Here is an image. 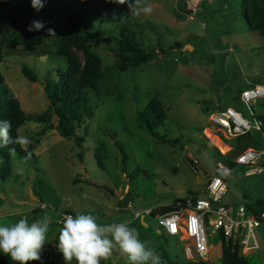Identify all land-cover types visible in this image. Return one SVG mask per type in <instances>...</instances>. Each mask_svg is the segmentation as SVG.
<instances>
[{
	"label": "rangeland",
	"instance_id": "374dc122",
	"mask_svg": "<svg viewBox=\"0 0 264 264\" xmlns=\"http://www.w3.org/2000/svg\"><path fill=\"white\" fill-rule=\"evenodd\" d=\"M0 2V17L15 18L11 7L15 12L19 8L12 0L8 6V0ZM243 2L145 0L153 12L135 16L129 10L124 22L155 58L127 71L116 68L114 50L120 29L112 23H92L90 30L102 36L91 44V49L102 59L103 76L96 90L87 91L92 115L78 130L84 143L80 147L74 137L64 138L44 123L27 121L20 135L31 140L27 147L31 156L12 155L11 175H0V221L11 223L27 217L33 222L45 213L52 218L41 260L29 264L52 263L55 257L44 251L58 252V221L67 211L73 216L92 214L100 224L130 222L139 238L161 258L166 252L174 262L183 263L189 260L183 244L177 237L168 236L156 217L146 211L174 207L191 193L204 197L209 178L217 174L223 176L230 190L224 203L229 195L238 197L241 186L246 188L263 179L264 175L245 176L255 166L229 168V159L219 155L214 147L223 153L229 150L220 140L237 147L228 156L231 158L247 148L264 152L260 132L252 130L244 138L219 140L212 134L216 126L210 120L212 112L231 107L252 124L258 118L264 122V98L249 106L240 101L243 91L264 85V38L249 28ZM45 4L41 21L49 26L47 32L53 29L54 34L48 32L46 44L34 51L18 43L6 44L5 59L0 65L5 85L33 117L49 109L43 84L55 83L58 71L68 66L67 59L54 52L53 45L62 30V20L53 19L52 4ZM18 31L13 23L1 24L0 42L4 36L15 38ZM23 66L34 71L40 80L29 81L22 73ZM152 99L159 100L167 113L165 123L156 129L167 144L154 138L141 124L140 114ZM53 120L55 123L56 117ZM120 146L127 155L126 163L122 161ZM260 162L264 163V157ZM18 169H23V174H18ZM77 176L84 182L73 184ZM122 199L126 200L121 206ZM129 201L132 209L127 206ZM136 214L140 217L136 218ZM212 230L208 228L207 232L209 260L211 264H222L223 241L220 233L213 234ZM2 258L10 257L0 253ZM101 264L128 262L114 251ZM250 264H264V257L253 258Z\"/></svg>",
	"mask_w": 264,
	"mask_h": 264
},
{
	"label": "trees",
	"instance_id": "16d2710c",
	"mask_svg": "<svg viewBox=\"0 0 264 264\" xmlns=\"http://www.w3.org/2000/svg\"><path fill=\"white\" fill-rule=\"evenodd\" d=\"M11 0L5 2L8 6ZM13 5L19 8L13 15L0 17L1 24L10 22L18 27V33L15 38L4 36L0 42V65L5 57L3 48L6 44H21L27 50H37L47 42V28L41 21L42 8L37 10L32 7V0H12ZM48 2L52 4L50 16L58 17L62 20L59 37L55 40L54 52L67 59L68 66L64 70H59L55 83L46 82L43 84L45 94L50 102L47 113L33 117L28 115L22 108L19 99L15 98L8 87L5 85V79L0 71V120L11 121V136L15 138L20 134V129L27 121L35 120L46 124L50 129H55L60 136L64 138H75V143L82 146L85 141L83 135L78 133L85 121L91 118L92 106L91 98L88 95L89 90H96L103 76L102 59L91 49V44L96 39H101V35L90 30L93 22L112 23L120 29V37L116 39L117 48L114 50L117 60L116 68L120 71L136 69L143 64L151 62L155 58L153 52L144 49L137 41V33L124 22L127 19L126 12L129 11L127 5H119L108 2V0H69L65 3L63 0H42L43 5ZM2 3L0 2V6ZM46 5V4H45ZM243 6L249 28L258 32L264 38V0H244ZM33 21H40L44 28L40 30L28 31ZM57 24V20L54 21ZM82 53V57L79 53ZM51 54V53H47ZM23 75L31 82H38V75L27 66L22 67ZM54 117L56 122L54 123ZM167 120V113L161 102L152 99L140 114V121L144 128L160 142L167 144L168 141L156 130ZM249 134L238 138H244ZM14 148L15 152L21 157L28 158L27 152L21 149L18 144H10L6 147H0V175L8 178L11 175V160L9 149ZM122 161L127 162V155L120 146ZM238 148H234V153ZM231 154V153H230ZM238 155V154H237ZM236 155V156H237ZM229 156V155H228ZM227 166L233 168L236 163L234 158L228 157ZM226 157V156H223ZM230 173V171H229ZM77 176L73 184L84 182ZM86 181V180H85ZM190 195H197L191 193ZM126 199H122V206ZM174 207H160L151 210L154 217L158 214H165L172 211ZM264 210V204L258 201L256 205L249 206L248 211L260 213ZM67 213H70L67 211ZM72 214V213H71ZM222 264H250L248 258L240 252V248L227 242L223 236ZM44 253L49 257H55L51 264H65L62 254L58 251L52 253L45 249ZM163 264H211L207 262H195L186 260L183 263H177L172 260L166 252L162 255ZM0 264H16L10 258L0 259Z\"/></svg>",
	"mask_w": 264,
	"mask_h": 264
},
{
	"label": "built area",
	"instance_id": "2783aa9c",
	"mask_svg": "<svg viewBox=\"0 0 264 264\" xmlns=\"http://www.w3.org/2000/svg\"><path fill=\"white\" fill-rule=\"evenodd\" d=\"M261 98H264V85H256L240 95V101L248 106L251 102ZM210 120L216 129H213L212 133L210 128H207L219 140L222 138L225 141H231L251 133L252 130L260 133L264 131V122L261 119L258 118V121L252 124L242 113L231 107L212 112ZM220 142L229 150L223 153L219 147L214 145L219 155L227 157L234 151V146L224 144L221 140ZM263 157L264 152L247 148L240 151L233 161L239 166H255L253 173L260 174L264 172V163L260 162ZM227 192L223 176L217 174L209 178L204 197L192 195L184 201H177L172 211L155 216L163 231L168 236L177 237L183 244L187 259L195 262L209 261L211 250L208 244V228L213 229V234L220 233L227 242L239 247L243 255L260 248L257 230L264 223V210L256 214L248 211L243 205L238 206L237 209L229 207L223 202ZM127 206L132 209V202L129 201ZM42 208L45 209V206L43 205ZM146 214L151 215V210L146 211ZM67 215L73 214L62 213L58 221L59 225ZM139 217L136 214V218Z\"/></svg>",
	"mask_w": 264,
	"mask_h": 264
},
{
	"label": "clouds",
	"instance_id": "9594fccd",
	"mask_svg": "<svg viewBox=\"0 0 264 264\" xmlns=\"http://www.w3.org/2000/svg\"><path fill=\"white\" fill-rule=\"evenodd\" d=\"M119 5H127L130 13L135 16L150 15L151 5L145 0H108ZM32 7L39 10L43 7L42 0H32ZM44 24L33 21L28 31L40 30ZM54 34L53 29H48ZM11 121L0 120V147L18 144L27 152L31 140L17 134L13 138ZM10 155H15V149H9ZM30 158L31 153H27ZM23 174V169H18ZM57 250L62 254L65 264H101L108 260L114 251L127 258L128 264H163L159 253L148 243L139 238L136 228L130 222H113L100 224L92 214L77 213L67 215L60 222ZM52 218L45 213L41 218L29 222L27 217L11 223L0 221V253L9 256L16 264H29L40 261L46 245L47 233L50 230Z\"/></svg>",
	"mask_w": 264,
	"mask_h": 264
},
{
	"label": "crops",
	"instance_id": "0c3cea01",
	"mask_svg": "<svg viewBox=\"0 0 264 264\" xmlns=\"http://www.w3.org/2000/svg\"><path fill=\"white\" fill-rule=\"evenodd\" d=\"M263 130H264V127H263ZM260 134L261 136H264V132ZM251 175H264V172L260 174L253 173L252 170L251 171L247 170L245 172L246 177L251 176ZM229 193H230V190H228L227 194ZM258 201L264 204V177L261 181L253 185H248L246 188L241 186L239 196L237 197V195H229V197L225 201V204L229 207H233L234 209H237V207L241 205L245 206L248 209L249 206L256 205ZM257 237H258L260 248L258 250H254L250 252L249 254L245 255L248 258L249 263H250V260H252L253 258H256L259 260L261 257L262 258L264 257V223L258 228Z\"/></svg>",
	"mask_w": 264,
	"mask_h": 264
},
{
	"label": "bare ground",
	"instance_id": "6f19581e",
	"mask_svg": "<svg viewBox=\"0 0 264 264\" xmlns=\"http://www.w3.org/2000/svg\"><path fill=\"white\" fill-rule=\"evenodd\" d=\"M264 137V136H263Z\"/></svg>",
	"mask_w": 264,
	"mask_h": 264
}]
</instances>
